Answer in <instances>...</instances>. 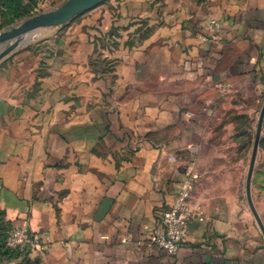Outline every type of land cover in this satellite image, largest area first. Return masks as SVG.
I'll return each instance as SVG.
<instances>
[{"label":"crops","instance_id":"obj_1","mask_svg":"<svg viewBox=\"0 0 264 264\" xmlns=\"http://www.w3.org/2000/svg\"><path fill=\"white\" fill-rule=\"evenodd\" d=\"M263 103L264 0H107L42 29L0 60V217L40 241L11 261L264 264L219 141ZM189 176L203 220L170 255L150 242Z\"/></svg>","mask_w":264,"mask_h":264},{"label":"built area","instance_id":"obj_2","mask_svg":"<svg viewBox=\"0 0 264 264\" xmlns=\"http://www.w3.org/2000/svg\"><path fill=\"white\" fill-rule=\"evenodd\" d=\"M212 28L218 27L219 22L212 19ZM175 160V158H171ZM195 189V178L189 176L182 182L174 201L165 209L159 218L158 227L150 245L174 255L180 249L184 237L193 220H203V211L193 202L192 195ZM40 246L39 238L29 232L27 228L15 227L8 231L4 241V247L14 249H24Z\"/></svg>","mask_w":264,"mask_h":264},{"label":"water","instance_id":"obj_3","mask_svg":"<svg viewBox=\"0 0 264 264\" xmlns=\"http://www.w3.org/2000/svg\"><path fill=\"white\" fill-rule=\"evenodd\" d=\"M105 0H66L54 9L37 13L21 23L0 32V60L27 42L29 36L38 30L64 25L79 14L101 4ZM264 122V103L257 122L256 136L246 177L245 190L248 205L253 212L263 234L264 222L252 198V178Z\"/></svg>","mask_w":264,"mask_h":264},{"label":"rangeland","instance_id":"obj_4","mask_svg":"<svg viewBox=\"0 0 264 264\" xmlns=\"http://www.w3.org/2000/svg\"><path fill=\"white\" fill-rule=\"evenodd\" d=\"M106 2H107V0L103 1L101 4L91 8L88 11H91L94 8H97L98 6H100ZM58 5H60V4H57L56 6H58ZM56 6L48 5L45 8L49 10V7H56ZM35 7H37L36 10L34 8H32V10H31L33 15L42 12L40 10H42L43 8H38V6H36V5H35ZM88 11H86V12H88ZM86 12H84V13H86ZM84 13H82V14H84ZM82 14H79L78 16H81ZM33 15L26 16V17L22 16V17L14 19V20L12 17H9L8 15H3L2 17H0V32L21 23L22 21L26 20L27 18H29ZM10 18H11V20H10ZM39 32H41V30H38L35 33H33L31 36H29V39H31L32 37H35V35L38 34ZM260 111H261V108L257 112V114L255 116H253V118H251L252 121H250V118L247 120H246V118H243L242 124L238 125L236 127V134H237L236 137L227 138V139L221 138L219 140L223 147L231 150L230 153L228 154L227 161H230L233 163L235 161L238 162L239 158H242V160H243V168H242L243 169L242 170L243 188H241V196H242L244 201L247 200L245 183H246V177H247L249 163H250V159H251V154H252V150H253V146H254L256 129H257V122L259 119ZM225 131H227V130H225ZM222 133L224 134V131H222ZM235 151H237V152H235ZM227 173L233 174V175L235 173L238 175V172H234V171H229ZM252 186H254V190H255L256 196L258 198V201L260 203L264 202V122H263V126H262L261 139H260V143H259L257 159H256L253 178H252ZM9 259L11 261L12 257H9ZM11 262L12 263H10V264H30V263H28V261L26 260L25 257L23 259L19 260L18 262H16L15 260L11 261ZM0 264H2L1 260H0Z\"/></svg>","mask_w":264,"mask_h":264},{"label":"trees","instance_id":"obj_5","mask_svg":"<svg viewBox=\"0 0 264 264\" xmlns=\"http://www.w3.org/2000/svg\"><path fill=\"white\" fill-rule=\"evenodd\" d=\"M35 5L37 6V4H34V3L33 4H23L22 2H17L9 6L6 13L9 17H12L13 20L16 18L22 17V16H25V17L30 16V15H33L31 10L32 8L34 9L36 8ZM0 216H1V211H0ZM11 229H12L11 227L4 225L2 218L0 217V258L5 257V256L7 258L18 257L22 252V249L11 250V249L4 247L5 238L8 234V231H10ZM26 260L30 264H35V262H31L29 259H26Z\"/></svg>","mask_w":264,"mask_h":264}]
</instances>
